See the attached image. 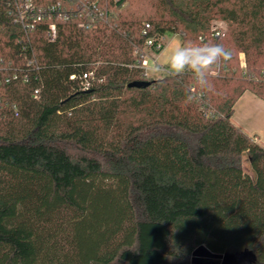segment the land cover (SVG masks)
Listing matches in <instances>:
<instances>
[{
	"label": "trees",
	"instance_id": "16d2710c",
	"mask_svg": "<svg viewBox=\"0 0 264 264\" xmlns=\"http://www.w3.org/2000/svg\"><path fill=\"white\" fill-rule=\"evenodd\" d=\"M107 1L96 27L45 21L29 50L0 0V59L39 66L0 90V264H219L202 257L243 251L264 264V147L232 121L245 92L264 100V0H137L149 11L119 15ZM167 33L232 53L199 102L190 74L138 66Z\"/></svg>",
	"mask_w": 264,
	"mask_h": 264
},
{
	"label": "built area",
	"instance_id": "2783aa9c",
	"mask_svg": "<svg viewBox=\"0 0 264 264\" xmlns=\"http://www.w3.org/2000/svg\"><path fill=\"white\" fill-rule=\"evenodd\" d=\"M101 1L102 0H4L9 17L12 19L13 23L23 28L28 37V44L25 48L29 50H32L30 36L45 21L55 20L72 22L82 30L96 27L98 23L108 17V12L100 5ZM149 27L150 25L147 24L146 29ZM225 29L226 27L223 23H218L214 28V36L220 38L224 35ZM145 33L146 31L144 30L143 34ZM48 36L50 41H55L57 37V24L53 23L49 26ZM165 48L166 43L164 42V37L159 40L150 38L146 41L144 49L150 50L151 55L148 57L142 51L139 54L140 59L138 61V66L145 70L146 77H149L150 60L155 62V66L152 70H156V66L159 65V70L156 71L171 75L166 69V66L159 63L158 56ZM240 65L244 70L247 68L245 56L243 54L240 55ZM25 66L26 68L7 67L4 60L0 59V90L4 85L14 82H29L31 79L30 69L33 67L39 69L36 57L33 54L27 59ZM219 74L220 68H216L210 73L212 76H219ZM71 79H75V75L71 76ZM93 81V72L83 74L80 90L89 91L93 86ZM36 93H38V91ZM1 107L2 102L0 99V108ZM14 109L16 110V107H14Z\"/></svg>",
	"mask_w": 264,
	"mask_h": 264
},
{
	"label": "clouds",
	"instance_id": "9594fccd",
	"mask_svg": "<svg viewBox=\"0 0 264 264\" xmlns=\"http://www.w3.org/2000/svg\"><path fill=\"white\" fill-rule=\"evenodd\" d=\"M231 56V51L220 43L180 42L168 50L165 66L173 76L190 74L193 77L200 91L190 92L187 102H199L204 91L210 86V73L231 59ZM156 70H159V65Z\"/></svg>",
	"mask_w": 264,
	"mask_h": 264
},
{
	"label": "crops",
	"instance_id": "0c3cea01",
	"mask_svg": "<svg viewBox=\"0 0 264 264\" xmlns=\"http://www.w3.org/2000/svg\"><path fill=\"white\" fill-rule=\"evenodd\" d=\"M166 51L167 44L165 50L158 56L164 65L166 64ZM232 121L244 133L264 147V100L252 92H245L236 103Z\"/></svg>",
	"mask_w": 264,
	"mask_h": 264
},
{
	"label": "rangeland",
	"instance_id": "374dc122",
	"mask_svg": "<svg viewBox=\"0 0 264 264\" xmlns=\"http://www.w3.org/2000/svg\"><path fill=\"white\" fill-rule=\"evenodd\" d=\"M118 1L119 0H113V2H112V0H111V1H107L106 2V4H107L106 7H107V9L109 10V12L112 15H119V12L120 13L121 12H125L126 9H128V8L130 9V5L133 7V9H136L137 8L136 10H138V9L140 10L142 8H146L147 11H149L148 8H147L148 7L147 5H145L143 7L141 4H139L137 2V0L136 1H134V0H126V2L122 6H119V7L116 5V3ZM164 42L167 44V51H166V55H167L168 50L171 47H173L174 45H176L177 43L182 42V39H181V36L179 34L167 33L164 36ZM143 52L145 53L146 56L150 57L149 56V55H151V51L150 50L144 49ZM159 63L161 65H164V63H163L162 60H159ZM154 66H155V62L152 61V60H150L149 61V68H150V70L148 71V74H149V77L151 79L157 80V79H159V78H161V77H163V76L166 75V73H164V72L152 70L154 68ZM241 69H243V68L241 67ZM243 168H244V171H245L246 174H248L252 179H255V173H254V171L252 169L251 162H250V158H249V156L247 154H245L244 157H243ZM196 257H199V256L196 255ZM202 258L203 259H208V260L218 261V263L221 264L222 259H223V255L220 256L219 258H212V257H210L208 255L203 256Z\"/></svg>",
	"mask_w": 264,
	"mask_h": 264
},
{
	"label": "water",
	"instance_id": "95a60500",
	"mask_svg": "<svg viewBox=\"0 0 264 264\" xmlns=\"http://www.w3.org/2000/svg\"><path fill=\"white\" fill-rule=\"evenodd\" d=\"M152 85L151 81H135L128 85L129 88L144 89ZM255 256L247 251L236 253H225L221 264H252Z\"/></svg>",
	"mask_w": 264,
	"mask_h": 264
}]
</instances>
